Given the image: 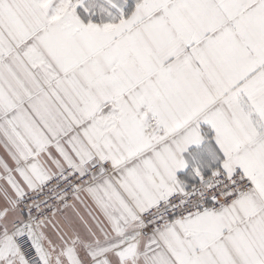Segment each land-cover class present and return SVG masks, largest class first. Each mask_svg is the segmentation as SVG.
<instances>
[{
    "label": "snow or ice",
    "instance_id": "snow-or-ice-1",
    "mask_svg": "<svg viewBox=\"0 0 264 264\" xmlns=\"http://www.w3.org/2000/svg\"><path fill=\"white\" fill-rule=\"evenodd\" d=\"M0 264H264V0H0Z\"/></svg>",
    "mask_w": 264,
    "mask_h": 264
}]
</instances>
